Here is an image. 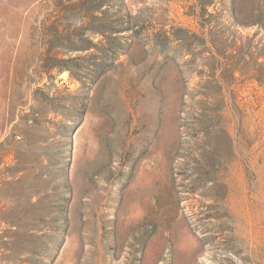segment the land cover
I'll return each mask as SVG.
<instances>
[{"label":"rangeland","instance_id":"obj_1","mask_svg":"<svg viewBox=\"0 0 264 264\" xmlns=\"http://www.w3.org/2000/svg\"><path fill=\"white\" fill-rule=\"evenodd\" d=\"M0 0V264H264V0Z\"/></svg>","mask_w":264,"mask_h":264},{"label":"trees","instance_id":"obj_2","mask_svg":"<svg viewBox=\"0 0 264 264\" xmlns=\"http://www.w3.org/2000/svg\"><path fill=\"white\" fill-rule=\"evenodd\" d=\"M198 1V4H199V6L200 7H206V5H208V4H212V3H210V1H206V0H197Z\"/></svg>","mask_w":264,"mask_h":264}]
</instances>
